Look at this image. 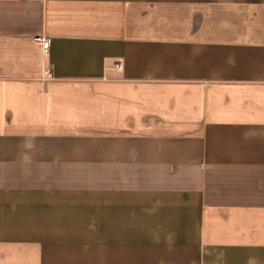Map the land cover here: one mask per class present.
<instances>
[{
  "label": "crops",
  "instance_id": "obj_1",
  "mask_svg": "<svg viewBox=\"0 0 264 264\" xmlns=\"http://www.w3.org/2000/svg\"><path fill=\"white\" fill-rule=\"evenodd\" d=\"M0 264H264V0H0Z\"/></svg>",
  "mask_w": 264,
  "mask_h": 264
},
{
  "label": "built area",
  "instance_id": "obj_2",
  "mask_svg": "<svg viewBox=\"0 0 264 264\" xmlns=\"http://www.w3.org/2000/svg\"><path fill=\"white\" fill-rule=\"evenodd\" d=\"M49 48V40L46 39H42L41 40V49L43 51L44 54L47 53ZM123 68V61L121 59H118L116 61H114L113 65H112V69L116 72H120ZM42 78L43 79H50L51 75L47 70H43L42 72Z\"/></svg>",
  "mask_w": 264,
  "mask_h": 264
}]
</instances>
